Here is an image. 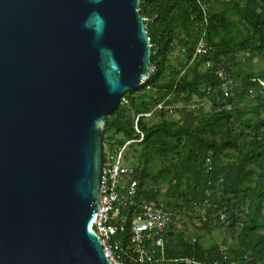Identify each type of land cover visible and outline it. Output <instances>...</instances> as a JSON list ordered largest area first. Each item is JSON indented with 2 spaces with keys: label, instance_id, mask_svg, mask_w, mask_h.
I'll list each match as a JSON object with an SVG mask.
<instances>
[{
  "label": "water",
  "instance_id": "95a60500",
  "mask_svg": "<svg viewBox=\"0 0 264 264\" xmlns=\"http://www.w3.org/2000/svg\"><path fill=\"white\" fill-rule=\"evenodd\" d=\"M140 0H0V264H114L90 228L101 125L151 70Z\"/></svg>",
  "mask_w": 264,
  "mask_h": 264
},
{
  "label": "trees",
  "instance_id": "16d2710c",
  "mask_svg": "<svg viewBox=\"0 0 264 264\" xmlns=\"http://www.w3.org/2000/svg\"><path fill=\"white\" fill-rule=\"evenodd\" d=\"M202 1L207 20L201 0H140L152 44L151 70L106 117L102 159L107 143L113 149L139 138L134 124L143 114L137 120L143 139L127 145L124 162L135 169L139 198H158L160 188L148 182H165L163 198L174 208L164 259L152 264H183L185 257L207 264H264V0ZM204 31L210 49L192 60ZM178 46L185 59L173 63L170 55ZM208 61L225 74H215L205 66ZM252 92L253 103L238 104ZM193 96L208 98L212 110L204 113L199 106L185 110L181 120L167 117L168 107ZM158 104L162 107L154 110ZM149 112L160 120L149 123L144 115ZM164 155L170 162L154 172ZM133 214L130 209L125 231L114 236L126 245ZM185 219L193 225L191 235ZM218 228L229 237L206 245L200 233ZM130 253L127 247L120 253L124 264H138Z\"/></svg>",
  "mask_w": 264,
  "mask_h": 264
},
{
  "label": "built area",
  "instance_id": "2783aa9c",
  "mask_svg": "<svg viewBox=\"0 0 264 264\" xmlns=\"http://www.w3.org/2000/svg\"><path fill=\"white\" fill-rule=\"evenodd\" d=\"M201 6L207 20L208 5L201 0ZM204 33L200 36L193 53L192 60L207 53L210 49L204 40ZM191 60V61H192ZM206 67H211L218 76L225 74L221 65L216 67L208 61ZM224 93L227 95L226 85H223ZM161 108L162 104H158ZM155 110V109H154ZM152 112L144 114L151 115ZM134 124L135 130L139 133L136 140L126 141L123 145L113 150H105L104 160L102 159L99 178V207L95 211L90 228L99 236L103 248L114 264H124L120 253L123 249L131 252L129 257L138 264H152L163 260L165 255V234L172 224L174 215L173 205L164 198H139L138 178L132 166L125 165L124 153L131 141H142L143 132L137 125L138 118ZM134 209L133 220L129 235V243L126 245L121 239L114 236L124 232L127 223V213ZM221 218L224 215L221 214ZM206 219V217H203ZM157 254V255H156ZM183 264H207L193 258L181 259Z\"/></svg>",
  "mask_w": 264,
  "mask_h": 264
},
{
  "label": "rangeland",
  "instance_id": "374dc122",
  "mask_svg": "<svg viewBox=\"0 0 264 264\" xmlns=\"http://www.w3.org/2000/svg\"><path fill=\"white\" fill-rule=\"evenodd\" d=\"M185 59V49L183 47H176V50L170 55V60L173 63L179 62L180 60H184ZM257 62V59H256ZM257 69L260 67V64L258 63V66H256ZM255 97H256V92H252L251 94L245 96L244 98H242L241 100H238V104L239 105H243V104H247V103H253L255 101ZM199 106H201L203 108V112H209L212 110V105H211V101L208 98H199L197 96H193L192 100L189 103H186L182 98L179 99L178 102H176L174 105L168 107L169 112L167 117L171 120H181L183 119V117L185 116V110L186 112H190L195 110V108H198ZM158 106L154 107V109H159L157 108ZM147 120L149 123H154L160 120V117L158 115H154V116H146ZM103 127V125H101V128ZM117 147V146H116ZM115 147V148H116ZM114 149V148H113ZM111 148H109L108 143L106 145V150H113ZM126 152V151H125ZM125 156V153H124ZM171 160V156L170 155H164V156H160L156 162L153 165V171L156 172L159 169L163 168L165 165H167ZM125 163V162H124ZM125 165H129L132 166L129 163H125ZM133 167V166H132ZM148 187L149 188H153V189H159V193H161V195L159 196L160 198H163V193L166 191L167 188V183L163 182V183H153V182H148ZM201 214L205 212L204 209L199 211ZM187 220V219H185ZM187 225H188V230H187V234H192L193 231V225L189 222V220H187ZM195 224L198 225V219L195 218L194 220ZM178 227H181L180 225H178ZM204 236V242L206 245L209 244H213V243H219L222 241L223 237H229V234L222 228H218V229H214L212 232H207V233H200ZM194 237V235H192Z\"/></svg>",
  "mask_w": 264,
  "mask_h": 264
}]
</instances>
